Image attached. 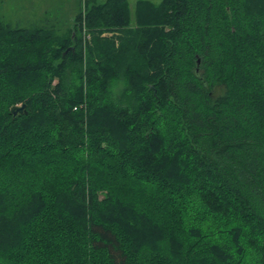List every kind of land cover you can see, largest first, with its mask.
Returning a JSON list of instances; mask_svg holds the SVG:
<instances>
[{"label":"trees","instance_id":"obj_1","mask_svg":"<svg viewBox=\"0 0 264 264\" xmlns=\"http://www.w3.org/2000/svg\"><path fill=\"white\" fill-rule=\"evenodd\" d=\"M0 264H264V0L0 16Z\"/></svg>","mask_w":264,"mask_h":264},{"label":"rangeland","instance_id":"obj_2","mask_svg":"<svg viewBox=\"0 0 264 264\" xmlns=\"http://www.w3.org/2000/svg\"><path fill=\"white\" fill-rule=\"evenodd\" d=\"M85 1L86 0H0V16L12 27L33 28L37 26H46L62 34L70 29L80 7L83 10L85 9ZM129 1L131 2L132 9H134L137 0ZM152 1L159 3L161 0ZM84 51L86 52L87 50L84 49ZM123 88V80L116 83L115 91L120 92Z\"/></svg>","mask_w":264,"mask_h":264},{"label":"water","instance_id":"obj_3","mask_svg":"<svg viewBox=\"0 0 264 264\" xmlns=\"http://www.w3.org/2000/svg\"><path fill=\"white\" fill-rule=\"evenodd\" d=\"M200 62V59L198 60ZM11 111L14 115H17L18 113H23L26 111V103L22 104H16L12 106Z\"/></svg>","mask_w":264,"mask_h":264},{"label":"built area","instance_id":"obj_4","mask_svg":"<svg viewBox=\"0 0 264 264\" xmlns=\"http://www.w3.org/2000/svg\"><path fill=\"white\" fill-rule=\"evenodd\" d=\"M83 33H84V41L86 42V39L89 37V35L86 34V28L84 29Z\"/></svg>","mask_w":264,"mask_h":264},{"label":"crops","instance_id":"obj_5","mask_svg":"<svg viewBox=\"0 0 264 264\" xmlns=\"http://www.w3.org/2000/svg\"><path fill=\"white\" fill-rule=\"evenodd\" d=\"M138 1V0H137ZM137 1L135 2V3H137ZM152 1V0H151ZM153 2V1H152ZM131 3V2H130ZM154 3H156V2H154Z\"/></svg>","mask_w":264,"mask_h":264}]
</instances>
